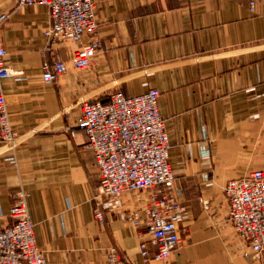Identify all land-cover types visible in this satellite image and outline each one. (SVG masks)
<instances>
[{"label": "crops", "instance_id": "1", "mask_svg": "<svg viewBox=\"0 0 264 264\" xmlns=\"http://www.w3.org/2000/svg\"><path fill=\"white\" fill-rule=\"evenodd\" d=\"M93 1L102 52L78 70L70 64L76 44L45 52V6L14 10L15 0H0V14H9L0 42L11 72L3 92L17 133L13 150L0 143V228L10 224L12 194L22 188L46 264H106L111 247L129 264H264L227 221L223 195L227 181L264 171V0ZM52 54L67 69L45 85L41 66ZM149 89L159 91L185 213L180 247L144 263L142 238L125 218L149 193H126L95 220L94 157L84 134L70 128L84 102Z\"/></svg>", "mask_w": 264, "mask_h": 264}, {"label": "built area", "instance_id": "2", "mask_svg": "<svg viewBox=\"0 0 264 264\" xmlns=\"http://www.w3.org/2000/svg\"><path fill=\"white\" fill-rule=\"evenodd\" d=\"M47 8L48 26L42 32L45 52L69 41L78 46L70 64L89 68L102 52L93 0H15L14 10L23 6ZM254 2H249L253 12ZM8 13L0 14V30ZM7 49L0 42V143L8 150L17 144L10 124L3 81L11 75ZM67 64L52 54L41 66V80L54 84ZM159 91L149 89L134 96L113 93L104 101L84 102L73 130L85 136V147L94 157L98 182L93 196L95 220H103L106 208L126 193L148 192L149 201L126 216L142 238L139 254L144 263L167 260L181 244L179 224L185 207L174 193V175L169 163L170 141L164 119L158 112ZM15 163L14 157L10 159ZM227 221L238 238L251 250V257L264 261V171L253 170L227 181L223 187ZM29 193L19 188L12 194L10 224L0 228V264H46L34 237L27 201ZM106 264H129L111 247Z\"/></svg>", "mask_w": 264, "mask_h": 264}]
</instances>
